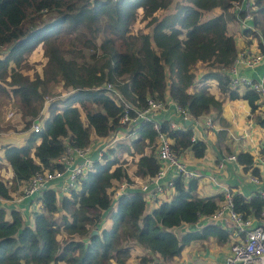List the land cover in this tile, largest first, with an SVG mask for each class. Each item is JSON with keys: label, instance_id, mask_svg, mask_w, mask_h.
Returning <instances> with one entry per match:
<instances>
[{"label": "trees", "instance_id": "obj_1", "mask_svg": "<svg viewBox=\"0 0 264 264\" xmlns=\"http://www.w3.org/2000/svg\"><path fill=\"white\" fill-rule=\"evenodd\" d=\"M234 1L0 0V50L7 45L0 54V79L10 86L0 83V91L19 107L23 128L30 129L37 116L41 122V128L31 131L22 144H4L3 158L13 175L11 185L0 177V198L10 199L36 172L62 170L58 158L66 145L81 147L94 140L98 146L108 144L93 168L67 193L45 188L31 199L30 205L35 202L38 207L32 209L31 221L18 207L8 210L0 205V264H165L192 240L214 237L224 243L230 239L229 230L212 222L180 235L168 229L197 223L218 208L216 196L198 194L197 178L175 175L171 197L155 196L152 201L157 203L151 210L146 209L149 200L140 189L121 194L115 205L113 192L119 181L150 177L161 165L156 120L121 123L123 100L131 104L130 114L153 97L165 103L169 99L189 118H197L221 108L207 82L215 78L230 99L246 101L252 113L259 107L256 90L229 84L226 68L237 54L227 26L235 18L230 11ZM252 6L254 29L242 27V33L257 39L263 52L264 0H252ZM217 8L218 13L204 16ZM139 18L150 30L136 33ZM72 33L83 38L91 50L87 55L62 46ZM38 44L46 55L41 73L29 77L18 72L14 66ZM197 62L211 70L195 85ZM51 82L61 83L64 92L50 91ZM158 122L179 155L186 150L195 157L205 154L207 143L194 138L189 125L172 127L168 119ZM134 129L137 137L131 138ZM122 131L126 136L114 139ZM119 153L134 159L131 175L127 158ZM235 157L243 170L260 176L251 153L239 151ZM232 202L244 216H259L263 208L256 195L246 200L233 192ZM108 211L109 226L104 223ZM94 228L97 231L92 233ZM136 246L143 251L133 254ZM132 258L135 262H130Z\"/></svg>", "mask_w": 264, "mask_h": 264}, {"label": "built area", "instance_id": "obj_2", "mask_svg": "<svg viewBox=\"0 0 264 264\" xmlns=\"http://www.w3.org/2000/svg\"><path fill=\"white\" fill-rule=\"evenodd\" d=\"M242 11V16L236 11ZM230 11H233L237 21L242 27L254 29L252 23L253 6L252 0H236L234 1ZM236 12V13H235ZM264 57V51L258 53L246 52L240 50L237 52L232 64L226 69L229 77V84L231 87L243 88L250 87L260 94V98L264 96V76L259 79H254L239 71V64L253 67L259 63ZM106 88L113 91L114 87L106 84ZM116 96L119 97V94ZM124 102L123 113L120 118L121 123L138 122L139 120H151L156 111L163 110L166 103L157 100L153 97L147 98L146 106L142 109L134 108V114H130L128 109L130 103ZM175 103V102H174ZM176 111L181 115L183 120L189 117L186 111L175 103ZM200 117V116H199ZM198 118V117H197ZM192 119V118H190ZM156 120V119H155ZM159 120L154 122V127L157 130V156L161 163L156 173L150 177L140 178L133 177L131 180L119 181L114 188L113 197L115 203L117 197L128 192L129 189H140L148 199H153L158 194L162 193L165 187H171L173 184V177L177 174L182 177L198 178L200 171L190 168L186 165L184 160L179 155L178 151L171 146V140L164 132L160 130ZM205 124L210 125L211 117H205ZM172 127H176L174 122H170ZM41 128L39 116H37L30 127L31 131H38ZM137 137V134H132ZM134 137V138H135ZM108 144H102L96 147L95 140L85 146L71 147L66 145L64 152L60 155L58 160L63 163L62 170H47L39 171L33 174L27 181L23 182L17 192L13 194L10 199H3L15 204L18 207L22 201L33 199L45 188H53L60 194L67 193L72 187H75L77 180L80 177H85L90 169L93 168L96 158H100L104 149ZM236 160L234 154H229L222 160ZM255 160L264 166V138L259 142V151L255 156ZM254 160V161H255ZM252 180L258 181L257 175H251ZM213 177H211L212 179ZM223 191V203L209 215L210 222L217 223L224 226L230 231V241L228 253L226 254L221 264H264V189L259 188L250 196H246L249 200L252 196H259L263 201V208L259 216L249 215L244 216L233 207L232 192L225 185L221 186ZM31 206V211H32ZM229 222V226L225 223Z\"/></svg>", "mask_w": 264, "mask_h": 264}, {"label": "crops", "instance_id": "obj_3", "mask_svg": "<svg viewBox=\"0 0 264 264\" xmlns=\"http://www.w3.org/2000/svg\"><path fill=\"white\" fill-rule=\"evenodd\" d=\"M220 10L208 12V16L218 13ZM233 12V11H231ZM234 19L228 21V31L234 32L233 36L236 40L237 52L245 50L246 52L258 53L257 39L253 40L251 36H245L242 33V25ZM200 63L197 62L196 65ZM195 65V66H196ZM199 65V64H198ZM239 71L254 79H259L264 76V57L253 67H248L239 64ZM211 70L207 66L204 69H199L195 73V85L199 78ZM209 89L219 99L222 104L219 110L211 109L208 113L200 115L198 118H192V123H185L181 115L176 111L175 103L167 100L166 107L163 110L154 112L153 117L156 120L168 119L169 122H174L176 127H184L189 125L193 130V136L197 139H203L207 143V149L202 157H195L190 150H186L181 158L190 168L200 171L198 179V194L200 196H216L218 205L223 203L222 185L228 187L231 192L241 193L246 196L252 195L259 188L264 189V166L255 160V156L259 151V142L264 138V96L260 98L259 107L252 113L249 105L242 99H230L227 92H223L218 87V82L215 78L208 79ZM194 85V86H195ZM199 85V83H198ZM192 90L194 89L191 88ZM240 90V89H239ZM211 117V124H205V117ZM31 130L27 132L14 134L6 133L0 135V141L9 140L13 144H22L29 136ZM136 133L135 129L128 135ZM114 139H121L126 136L125 133H117ZM99 141H102L101 139ZM104 143V141H103ZM6 144V143H4ZM3 144V145H4ZM111 144L114 145V141ZM98 146V143L96 147ZM3 147H0V159L3 165L9 171V176L13 175L12 168L3 158ZM239 151H248L254 156L255 164L260 167V176L257 175L258 181L252 180V173L249 170H243L242 165L237 160H225L224 157L229 154L236 155ZM211 177H213L211 179ZM2 178V177H1ZM12 178V177H11ZM3 179V178H2ZM18 188L14 191L17 192ZM171 187H165L163 192L158 194L159 200L169 199L172 195ZM15 195V194H14ZM149 203L153 202L148 199ZM9 201L0 199V205L7 206L8 210L11 207H16L15 204H7ZM35 203V202H34ZM5 204V205H4ZM115 205V203H114ZM30 200L22 201L18 204L26 221L32 220L30 210ZM17 208V207H16ZM210 222L209 216L201 217L197 223H192L194 229H200L203 225ZM230 225L229 222L225 223ZM229 241L224 243L218 242L214 237L206 239H195L190 241L181 252L173 257L167 258L165 264H221L228 253ZM143 251L138 246L133 250V254ZM130 262H135L132 258ZM51 264H62L51 263Z\"/></svg>", "mask_w": 264, "mask_h": 264}, {"label": "rangeland", "instance_id": "obj_4", "mask_svg": "<svg viewBox=\"0 0 264 264\" xmlns=\"http://www.w3.org/2000/svg\"><path fill=\"white\" fill-rule=\"evenodd\" d=\"M217 10H219V8L215 9L214 11H217ZM208 15L209 14L207 12L204 14L205 17H208ZM145 22H146L145 20H142L140 18L136 21L135 27H134L135 28L134 30L136 31V33L140 31L150 30V26H146ZM230 32L234 34V32L231 29H230ZM88 36L90 37V35ZM100 40H101V36H98L96 41H100ZM253 40H255V38ZM83 42H84L83 38L77 37L75 36V34L72 33L70 37L65 40V42L64 40L62 41V46L63 47L65 46L66 48H69V49H81L82 52L87 55L91 50L88 49V47H86L83 44ZM6 47L7 45L3 46V48L0 50V54L6 49ZM45 62H46V55H45L44 47L41 44H38L31 52L24 53L22 57V61H20L19 65H17L16 67L14 66V68L17 69L18 72L27 74L29 77H33V74L35 72L41 73V71L43 70L45 66ZM198 64L194 67V70L195 69L197 70V74L199 76V69H204V67H206V65L208 66V64H205L204 62H200ZM0 83L5 86L7 85L4 82V79H0ZM6 87H8V89L10 88V86L8 85ZM48 88L50 91H52L55 94L63 93L65 90L62 87L61 83H53V82L48 84ZM48 98L49 97H47L46 101L48 100ZM24 132H27V129L23 128V123L20 119L19 107L13 103L10 95L6 96L2 91H0V135L6 134V133L19 134V133H24ZM122 133H124V131H122ZM134 137L135 136H132L131 138H134ZM4 143L9 144L12 142L9 140L0 141V147H4L3 145ZM2 153H3V150H2ZM119 155L122 158H125V159L127 158L126 159L127 166H129V171L131 175L135 169L134 159L132 160L130 155L127 153H122V154L119 153ZM0 177L6 180V183H8V185H11L12 176H9V171L3 165V162H1V159H0ZM131 177H133V175ZM155 204L156 203L148 202L146 204L147 205L146 209L151 210ZM30 206H32V208H38L37 205L34 204V202ZM23 216L26 217V215H23ZM104 223L107 226L111 224L110 211L106 212ZM168 229L172 230L174 233L178 235L182 234L185 231L194 230L193 226L189 223H182V225L172 226V227H169Z\"/></svg>", "mask_w": 264, "mask_h": 264}, {"label": "water", "instance_id": "obj_5", "mask_svg": "<svg viewBox=\"0 0 264 264\" xmlns=\"http://www.w3.org/2000/svg\"><path fill=\"white\" fill-rule=\"evenodd\" d=\"M185 123H187V124H190V123H192V119H190V118H188L186 121H185ZM97 230L94 228V229H92V233H95Z\"/></svg>", "mask_w": 264, "mask_h": 264}]
</instances>
